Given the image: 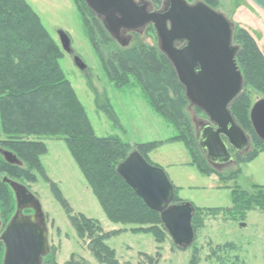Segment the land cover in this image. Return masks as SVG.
I'll return each instance as SVG.
<instances>
[{
  "label": "rangeland",
  "instance_id": "rangeland-1",
  "mask_svg": "<svg viewBox=\"0 0 264 264\" xmlns=\"http://www.w3.org/2000/svg\"><path fill=\"white\" fill-rule=\"evenodd\" d=\"M26 1L59 46L58 31H64L70 37L75 56L86 65L81 71L73 57L64 52L62 68L97 136L118 137L131 146L159 143L150 152L149 159L154 166L163 169L177 187L176 196L195 208L192 224L197 227L191 248L180 250L161 224L112 223L64 140L21 137L27 142L41 141L47 148L44 155L25 158L6 147L4 143L10 139L2 135L0 145L15 154L23 165L18 169L11 168L0 156L1 179L7 177L27 187L40 200L45 213L50 253L43 264H264V211L260 210L264 205L260 188L264 190V151L252 145L249 154H258L260 150L255 160L246 162L249 154L242 155L243 160L237 157L236 165L220 172L240 169L236 180L224 181L216 173H202L192 164V155L185 144L173 140L179 134L178 129L154 109L140 82L129 76L128 80L125 78L128 84L118 87L109 78L90 41L87 24L90 26L93 15L82 0H76L79 6L75 0ZM185 1L190 5L206 4L205 0ZM232 2L233 6L230 0H219V5L214 7L231 22L229 12L238 0ZM151 8L159 10L152 4ZM232 24L235 33L238 25ZM150 27L153 30L147 28L141 34H134L127 48L142 46L148 51H160L156 31ZM233 43L237 46L234 38ZM246 90L250 93L252 106L264 98L253 87H246ZM98 97L101 103L109 99L114 111H109L112 116L97 108ZM187 115L195 133L201 123L209 122L202 111L190 105ZM239 116L247 127L246 115ZM238 159L240 164H237ZM233 192L237 195L235 204ZM8 195L14 202L10 188ZM83 217L97 223L85 228ZM107 235L109 237H105ZM4 256L0 252V264Z\"/></svg>",
  "mask_w": 264,
  "mask_h": 264
},
{
  "label": "trees",
  "instance_id": "trees-1",
  "mask_svg": "<svg viewBox=\"0 0 264 264\" xmlns=\"http://www.w3.org/2000/svg\"><path fill=\"white\" fill-rule=\"evenodd\" d=\"M149 1L157 9H161L165 2ZM205 3L214 9L219 0H205ZM92 15L90 26L86 23L90 41L109 78L118 87H124L128 84L126 77L127 80L129 76L135 77L147 92L154 109L178 129L179 134L173 140L185 144L192 155V164L204 174L216 173L224 181L236 180L240 169L219 173L200 152L196 133L187 115L190 103L186 91L166 55L160 51H148L142 46L120 48L102 22ZM233 38L239 47L237 63L245 86L253 87L264 96V54L247 30L238 26ZM64 56L62 47L51 37L26 0H0V137L4 135L10 139L4 145L28 158L46 154L47 148L41 141L27 142L21 137L61 138L112 223L163 225L160 214L151 211L117 172L119 165L133 150L151 163L149 154L159 143L131 146L118 137H98L62 68ZM246 87L231 112L249 135L253 148H261L263 152L264 143L256 136L249 119L252 101ZM104 101L106 103H101L98 97L95 101L97 108L112 116L114 111L109 99ZM240 114L246 115L247 127ZM258 154L250 153L246 162H252ZM238 158L243 160L240 156ZM240 159L237 164L241 163ZM260 188L264 204V190ZM177 192L175 187L174 202L179 204L182 200L176 196ZM236 197L233 192V204ZM260 210L264 211V205ZM82 220L85 228L97 223L86 217ZM193 228L197 229L194 225Z\"/></svg>",
  "mask_w": 264,
  "mask_h": 264
},
{
  "label": "water",
  "instance_id": "water-1",
  "mask_svg": "<svg viewBox=\"0 0 264 264\" xmlns=\"http://www.w3.org/2000/svg\"><path fill=\"white\" fill-rule=\"evenodd\" d=\"M121 47L127 48L134 34L153 26L160 51L166 55L186 91L191 107L202 111L209 122L196 130V141L207 163L217 172L236 165L233 152L246 155L251 139L239 126L232 106L245 90L243 74L237 63L239 47L233 43L234 26L222 13L203 2L194 5L185 0H165L162 9L154 10L146 0H83ZM63 51L75 65L86 69L75 56L70 37L58 31ZM250 121L256 136L264 143V98L251 109ZM0 155L11 166L22 162L10 151ZM145 205L160 214L162 224L180 250H188L195 241V208L176 204L175 186L165 171L133 151L117 170ZM14 190L19 211L4 235V264H43L50 253L49 231L41 203L22 184L7 178ZM32 208L37 216L22 215Z\"/></svg>",
  "mask_w": 264,
  "mask_h": 264
},
{
  "label": "crops",
  "instance_id": "crops-1",
  "mask_svg": "<svg viewBox=\"0 0 264 264\" xmlns=\"http://www.w3.org/2000/svg\"><path fill=\"white\" fill-rule=\"evenodd\" d=\"M230 3L233 6L232 0ZM229 14L233 23L247 30L254 37L264 54V0H238Z\"/></svg>",
  "mask_w": 264,
  "mask_h": 264
},
{
  "label": "flooded vegetation",
  "instance_id": "flooded-vegetation-1",
  "mask_svg": "<svg viewBox=\"0 0 264 264\" xmlns=\"http://www.w3.org/2000/svg\"><path fill=\"white\" fill-rule=\"evenodd\" d=\"M203 125H204L203 123L200 124L201 127ZM201 127L199 129H201ZM0 149L7 151L1 145H0ZM233 154H234L235 159L238 156H240V157L242 156L240 154H236L235 152H233ZM0 156L3 158L2 155H0ZM22 165H23V163H22ZM22 165L18 166V167H22ZM5 178H7V177H3L1 179V176H0V252H3L4 254H6V250H7L6 249V244H5L4 240H3L4 235H5V233H6L7 229H8V226L10 225V223L12 222V220L15 218V216L18 214V211H19L16 194H15L14 190L11 188V186L3 181V179H5ZM7 179H9V178H7ZM9 180H11V179H9ZM9 188L13 192L14 202L11 201V199L9 198V195H8V189ZM31 194L40 202V200L32 192H31ZM10 196H11V194H10ZM41 206H42V204H41ZM14 209H16L15 213H14ZM42 209H43V207H42ZM22 215L24 217H28V218H32V217L37 216L36 211L34 209H32V208L23 209ZM44 215H45V213H44ZM4 259H5V256H4ZM2 264H4V261H3Z\"/></svg>",
  "mask_w": 264,
  "mask_h": 264
}]
</instances>
